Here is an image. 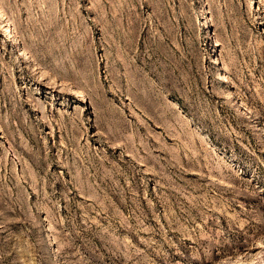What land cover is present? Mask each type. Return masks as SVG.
<instances>
[{"label": "rangeland", "instance_id": "1", "mask_svg": "<svg viewBox=\"0 0 264 264\" xmlns=\"http://www.w3.org/2000/svg\"><path fill=\"white\" fill-rule=\"evenodd\" d=\"M0 264H264V0H0Z\"/></svg>", "mask_w": 264, "mask_h": 264}, {"label": "bare ground", "instance_id": "2", "mask_svg": "<svg viewBox=\"0 0 264 264\" xmlns=\"http://www.w3.org/2000/svg\"><path fill=\"white\" fill-rule=\"evenodd\" d=\"M7 29V28H6ZM15 38V37H14ZM226 67V66H225Z\"/></svg>", "mask_w": 264, "mask_h": 264}]
</instances>
